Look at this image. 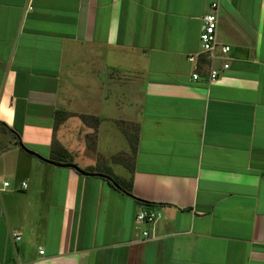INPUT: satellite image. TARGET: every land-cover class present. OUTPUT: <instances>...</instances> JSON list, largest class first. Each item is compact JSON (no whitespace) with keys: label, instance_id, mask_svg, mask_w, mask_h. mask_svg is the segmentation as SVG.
<instances>
[{"label":"crops","instance_id":"crops-1","mask_svg":"<svg viewBox=\"0 0 264 264\" xmlns=\"http://www.w3.org/2000/svg\"><path fill=\"white\" fill-rule=\"evenodd\" d=\"M0 264H264V0H0Z\"/></svg>","mask_w":264,"mask_h":264},{"label":"built area","instance_id":"built-area-1","mask_svg":"<svg viewBox=\"0 0 264 264\" xmlns=\"http://www.w3.org/2000/svg\"><path fill=\"white\" fill-rule=\"evenodd\" d=\"M219 6L217 3L211 4V11L206 13L202 17L203 27L200 33V44L201 51L197 54H191L188 56V62L196 67V71L193 72L192 78L193 80L200 79V70L199 67L202 66L200 59L202 56L206 57L208 60H219L220 67L217 68L214 65L209 67L207 70L208 82L212 83L217 81L221 77V73L230 68L229 63V54L231 51V47L229 45L220 43L217 38V29L219 24L218 17ZM3 186H9V182H3ZM22 186L25 188L27 186L26 183H23ZM161 218L159 213H155L153 211H145L142 210L137 214L136 217V225L140 228L144 224H149L151 226H155L156 222ZM145 238L151 237L152 233L148 230L142 232ZM16 239L20 240L21 236L16 235ZM44 251L40 250V254H43Z\"/></svg>","mask_w":264,"mask_h":264},{"label":"trees","instance_id":"trees-1","mask_svg":"<svg viewBox=\"0 0 264 264\" xmlns=\"http://www.w3.org/2000/svg\"><path fill=\"white\" fill-rule=\"evenodd\" d=\"M205 61V60H204ZM17 140L19 141V143H20V138H19V136L17 135ZM62 152H64L63 154H62ZM66 150H62L61 152H60V154L62 155L61 157H62V159H60V158H58V161H62V162H64L65 164H68V156H66ZM93 176H99V177H102V178H105L106 180H108L109 181V183L112 185V186H114L115 188H117L118 190H120L121 192H124V193H126V194H131V192L129 191V189L127 188V186H126V183L124 182V180L123 179H120V178H113V177H111V176H106L105 174H103V173H99V174H93Z\"/></svg>","mask_w":264,"mask_h":264},{"label":"water","instance_id":"water-1","mask_svg":"<svg viewBox=\"0 0 264 264\" xmlns=\"http://www.w3.org/2000/svg\"><path fill=\"white\" fill-rule=\"evenodd\" d=\"M21 148H23L24 151H25L26 153L30 154V155H34V156H36V157H38V158H40V159H42V160H45V161L50 162V163H52V164H56L55 162H51V161H48V160L42 158L39 154H37V153H35L34 151H32V150L26 148V147H25L24 145H22V144H21ZM56 165L61 166V167H71V168L75 169L76 171H78L79 173H81L82 175H90L89 173L85 172L84 170H82L80 167H78V166L75 165V164H56Z\"/></svg>","mask_w":264,"mask_h":264}]
</instances>
